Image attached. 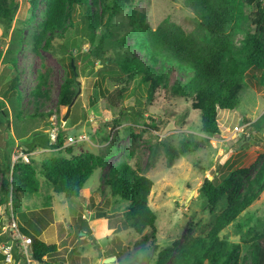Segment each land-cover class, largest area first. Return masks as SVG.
<instances>
[{
	"label": "rangeland",
	"instance_id": "rangeland-1",
	"mask_svg": "<svg viewBox=\"0 0 264 264\" xmlns=\"http://www.w3.org/2000/svg\"><path fill=\"white\" fill-rule=\"evenodd\" d=\"M16 1L19 9L7 36H3L0 25V169L12 170L15 164L22 162L15 159L20 150L29 154V161L38 162L70 156L67 152L70 147L74 155L91 153L108 158L105 167L96 170L88 180L79 199L56 194L53 187L38 176L40 191L18 194L13 201L17 222L26 233L35 235L47 226L48 232L40 239L58 245L61 252L55 261L65 264H105L103 260L109 257H116L114 264H156V245L168 247L177 241L183 245L191 238L205 236L214 218L228 207L231 197L237 199L245 193L249 181L264 163L263 71H257L252 83L246 81L235 111L219 112L221 135L208 137L201 132V114L192 109L191 100L174 98L171 94L170 87L177 80L186 82L191 75H180L175 68L168 72L169 89L157 93L150 102L149 84H143L141 76L126 83L129 87L119 109L98 115L91 109L95 88L106 94L114 91L118 88L120 74L115 68H104L98 63L94 73L82 75L80 72L78 77L80 87L76 96L83 107L79 111L80 122L74 125L71 116L63 121L67 107L58 106L60 87L72 72L69 52H65L67 56L62 62L61 52L59 58L36 45L39 40L44 45L48 38L42 27L46 0H42L31 22L29 0ZM136 10L145 14L152 28L169 19L188 33L202 32L185 0H142ZM254 11L255 6L246 7L247 14ZM81 13L78 8L74 10L76 21L82 19ZM126 21V17L120 21L123 23L121 34L128 28ZM241 28L244 32L237 36V46L243 44L245 32L252 27L243 22ZM101 32L100 29L96 34L100 36ZM65 39L75 43V55L92 48L89 41L72 29H68ZM133 43L134 37H129L128 44ZM136 54L143 58L139 51ZM130 108H140L145 116L134 119L132 113L123 115L122 112ZM83 112L90 115L87 120L83 119ZM163 119L168 121L167 125L157 132L155 126ZM59 129L72 130L64 148H37L32 153L25 149L24 145L31 146L36 137L45 134L52 142V136L58 134ZM182 144H188L193 151L171 160L166 146L179 149ZM124 162L155 183L149 204L158 216L156 230L147 231L143 236L136 234L123 218L128 203L112 197L107 189L102 190L104 176L112 167ZM249 168H252L249 173L239 172ZM231 177V187L210 204L200 191L203 182L210 179L221 188ZM1 183L2 175L0 197ZM14 188L11 187L13 191ZM1 207L5 208L0 213V233L10 234L12 207ZM263 233L264 193L237 222L223 231L222 237L240 244L241 255L249 258L247 243Z\"/></svg>",
	"mask_w": 264,
	"mask_h": 264
},
{
	"label": "trees",
	"instance_id": "trees-1",
	"mask_svg": "<svg viewBox=\"0 0 264 264\" xmlns=\"http://www.w3.org/2000/svg\"><path fill=\"white\" fill-rule=\"evenodd\" d=\"M141 1H45V21L42 27L48 38L44 45L40 40L36 45L42 46L55 56L59 55V58L61 52L62 62L68 55L72 70L60 87L58 106L68 108L71 105L80 87V72L82 75L92 74L98 63L104 68L113 67L120 73L117 79L119 85L114 91L106 94L95 88L96 97L92 99L91 109L98 115L119 109L129 87L126 83L137 77L142 76L141 82L149 84L150 102L157 93L169 89L166 81L168 72L175 68L180 75H191L186 82L177 80L170 87L172 96L191 100L192 109L201 114V132L204 135H221L219 112L235 111L240 105L246 81L252 83L260 70L263 71L261 78L264 77V0H185L202 31L198 33H188L182 26L169 19L152 28L145 14L136 10ZM29 2L32 9V18L29 19L31 22L36 18L42 0ZM247 6H255L256 11L247 14ZM77 8L83 12L80 21L74 19V10ZM18 9L16 0H0V25L3 28V36H7L12 29ZM124 17L127 19L124 24H127L128 28L121 34L123 23L120 21ZM243 22H248L252 28L245 32L243 44L237 46L235 40L241 31L244 32L241 28ZM68 29L74 30L76 35L89 41L91 50L75 55V43L65 39ZM100 29L102 32L98 36L96 32ZM19 33L21 38L22 29ZM132 36L134 43L129 45L128 38ZM116 47L119 50H116ZM66 51L69 53L65 56ZM136 51H139L143 58L138 57ZM11 90H14L13 86ZM82 107V102L78 100L72 108L71 118L74 125L80 122L79 111ZM122 113H132L134 119L145 116L140 108L126 109ZM83 116V119L87 120L90 115L87 116V112H83ZM166 119L157 122V132H161L167 125ZM71 132L72 130L59 129L55 143L45 134L36 137L31 146L24 147L28 148L29 153L37 148L62 149ZM193 149L188 144H182L179 149L166 146L171 160L178 159ZM67 152L70 156L52 157L43 162L30 159L29 163L15 164L12 170L0 169V207H9L12 186L15 187L14 201L18 194L39 192L41 184L38 176L44 178L56 194L63 195L66 199H79L88 180L96 170L105 167L108 158L91 153L74 155L71 147ZM251 169H242L239 172L249 173ZM232 178L226 180L221 188H217L213 180L206 179L200 191L210 204L215 203L231 187ZM154 186L151 178L126 162L112 167L102 180L103 191L107 189L112 197L128 203L123 218L136 234L141 236L147 231L156 230L158 216L149 204ZM263 193L264 163L249 181L245 193L237 199L231 197L228 207L214 218L212 227L205 236L191 238L183 245L178 241L168 247L156 245V264H264V233L256 235L247 243L249 258L241 255L240 244L231 243L222 237L223 231L237 222ZM46 227L38 231L37 235H32L26 233L19 224L22 234L32 239L29 251L32 259L38 264H65L63 261H55L61 252L58 245L47 244L40 239ZM237 227L242 228L241 225ZM12 241L9 234L0 233V244H10ZM18 252L16 245L14 256L19 261ZM4 258L0 254V261H4Z\"/></svg>",
	"mask_w": 264,
	"mask_h": 264
},
{
	"label": "built area",
	"instance_id": "built-area-1",
	"mask_svg": "<svg viewBox=\"0 0 264 264\" xmlns=\"http://www.w3.org/2000/svg\"><path fill=\"white\" fill-rule=\"evenodd\" d=\"M58 134L55 133L52 136V142H56ZM73 141V138L69 139ZM16 161L22 160L23 162L29 163V155L24 152V150H20L15 155ZM13 189H11L10 198L8 201V206H11V223L9 225L10 237L13 239L12 243H2L0 244V254L5 257L6 264H38L34 259H32L30 251V245L32 244V239L28 236L22 234L19 228V223L17 222L13 210ZM17 245L18 254L20 255L19 261L16 260L14 256V249Z\"/></svg>",
	"mask_w": 264,
	"mask_h": 264
},
{
	"label": "water",
	"instance_id": "water-1",
	"mask_svg": "<svg viewBox=\"0 0 264 264\" xmlns=\"http://www.w3.org/2000/svg\"><path fill=\"white\" fill-rule=\"evenodd\" d=\"M72 66H73V69L75 70V66H74V62H73V60H72ZM77 97H78V96H76V97L73 99L71 105L67 108V113H66L65 117L63 118V121H64V122H66V121L70 118V116H71V114H72V108H73V106L75 105V103H76V101H77ZM243 124H244V122L241 123V126H242ZM103 262H104L105 264H114V263L116 262V257H109V258H106V259L103 260Z\"/></svg>",
	"mask_w": 264,
	"mask_h": 264
},
{
	"label": "crops",
	"instance_id": "crops-1",
	"mask_svg": "<svg viewBox=\"0 0 264 264\" xmlns=\"http://www.w3.org/2000/svg\"><path fill=\"white\" fill-rule=\"evenodd\" d=\"M220 127H222V125H220ZM26 150H28V148H25ZM31 156V155H30ZM3 208H5V207H0V213H2L1 211L3 210ZM52 223H50V225H51ZM50 227V226H49ZM49 230H51V228L49 229ZM48 231H47V228L43 231V233H42V235L40 236V238H42L43 236H45L46 235V233H47ZM32 235H34V234H32ZM4 263V261H0V264H3Z\"/></svg>",
	"mask_w": 264,
	"mask_h": 264
},
{
	"label": "clouds",
	"instance_id": "clouds-1",
	"mask_svg": "<svg viewBox=\"0 0 264 264\" xmlns=\"http://www.w3.org/2000/svg\"><path fill=\"white\" fill-rule=\"evenodd\" d=\"M29 155V154H28ZM22 161V160H21ZM23 162V161H22ZM30 162V161H29ZM24 163H26V162H24ZM5 259V258H4ZM4 262H5V260H4ZM6 264V263H5Z\"/></svg>",
	"mask_w": 264,
	"mask_h": 264
}]
</instances>
